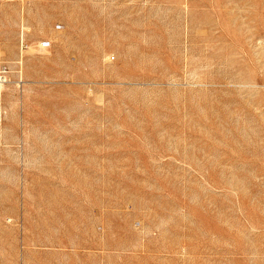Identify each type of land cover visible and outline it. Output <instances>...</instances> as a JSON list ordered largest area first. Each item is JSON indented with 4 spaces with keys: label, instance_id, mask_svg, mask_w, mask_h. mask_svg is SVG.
<instances>
[{
    "label": "rangeland",
    "instance_id": "1",
    "mask_svg": "<svg viewBox=\"0 0 264 264\" xmlns=\"http://www.w3.org/2000/svg\"><path fill=\"white\" fill-rule=\"evenodd\" d=\"M0 60V264H264V0H0Z\"/></svg>",
    "mask_w": 264,
    "mask_h": 264
},
{
    "label": "built area",
    "instance_id": "2",
    "mask_svg": "<svg viewBox=\"0 0 264 264\" xmlns=\"http://www.w3.org/2000/svg\"><path fill=\"white\" fill-rule=\"evenodd\" d=\"M22 49L27 48V45L23 42L22 44ZM13 66L12 64L0 60V95L3 93V87L8 86L9 83L11 82V75L13 73ZM22 83V82H20ZM7 112L6 109L0 101V125L3 124L5 118H6Z\"/></svg>",
    "mask_w": 264,
    "mask_h": 264
}]
</instances>
